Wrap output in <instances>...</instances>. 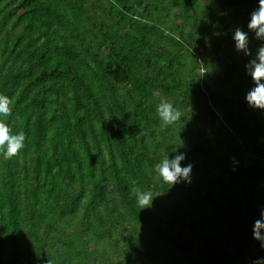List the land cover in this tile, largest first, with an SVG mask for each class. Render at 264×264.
Instances as JSON below:
<instances>
[{"label": "trees", "instance_id": "1", "mask_svg": "<svg viewBox=\"0 0 264 264\" xmlns=\"http://www.w3.org/2000/svg\"><path fill=\"white\" fill-rule=\"evenodd\" d=\"M256 0H0V264H251L264 249V110L247 105ZM219 32V35L216 33ZM250 47L261 43L250 33ZM171 100L182 118L164 126ZM192 183L153 164L174 151ZM233 157L239 163H234ZM171 187V188H170ZM151 191L140 209L135 193ZM156 196V197H155Z\"/></svg>", "mask_w": 264, "mask_h": 264}, {"label": "clouds", "instance_id": "2", "mask_svg": "<svg viewBox=\"0 0 264 264\" xmlns=\"http://www.w3.org/2000/svg\"><path fill=\"white\" fill-rule=\"evenodd\" d=\"M247 30L240 26L232 29V40L237 52H242L248 59L244 63L245 74L251 78V86L247 89L244 99L247 105L254 109L264 110V0H256V6L249 14ZM250 33H254L257 40L261 41L256 45L255 50L250 47ZM220 33L217 32L216 35ZM13 99L4 92H0V157L10 159L18 155L26 147L27 133L23 130L13 131L11 117L13 114ZM157 115L164 126L175 123L182 118V110L171 100L162 101L156 106ZM184 146L183 143L174 151L163 156L153 164L156 175L171 187L180 182L192 183L193 163L186 165L181 161L186 159V152L178 149ZM234 163H239L235 157ZM170 187V188H171ZM156 197V196H155ZM151 191H136V203L140 209L151 207L153 202ZM253 237L259 241L260 248L264 249V205L260 208V216L253 224ZM47 264H52L47 261ZM251 264H264V256H259L251 261Z\"/></svg>", "mask_w": 264, "mask_h": 264}]
</instances>
